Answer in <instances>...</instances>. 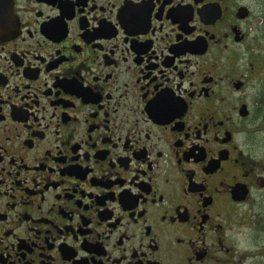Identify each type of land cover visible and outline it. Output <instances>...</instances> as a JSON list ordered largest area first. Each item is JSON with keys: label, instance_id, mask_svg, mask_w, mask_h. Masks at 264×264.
I'll return each mask as SVG.
<instances>
[{"label": "flooded vegetation", "instance_id": "1", "mask_svg": "<svg viewBox=\"0 0 264 264\" xmlns=\"http://www.w3.org/2000/svg\"><path fill=\"white\" fill-rule=\"evenodd\" d=\"M0 264H264V0H0Z\"/></svg>", "mask_w": 264, "mask_h": 264}]
</instances>
